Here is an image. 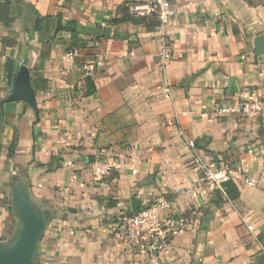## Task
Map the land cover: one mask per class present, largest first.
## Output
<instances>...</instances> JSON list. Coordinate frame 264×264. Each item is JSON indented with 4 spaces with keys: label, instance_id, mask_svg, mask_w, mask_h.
<instances>
[{
    "label": "crops",
    "instance_id": "crops-1",
    "mask_svg": "<svg viewBox=\"0 0 264 264\" xmlns=\"http://www.w3.org/2000/svg\"><path fill=\"white\" fill-rule=\"evenodd\" d=\"M126 1L148 0H10L0 12V102L13 89L6 61L20 68L29 59L39 109L37 117L24 103L0 107V242L17 222L8 158L16 136L17 175L51 212L36 264H264V55L255 47L264 0H170L178 14L165 36L158 27L113 26ZM58 14L64 28L79 24L73 57L64 28L51 41L35 31L38 17ZM89 75L96 92L87 97ZM253 101L261 104L253 116L217 113ZM185 137L214 164L230 165L237 200L217 205L215 190L198 184ZM89 157L119 167L95 181ZM177 187L192 188L178 202L188 213L182 232L130 245L122 223L131 198L145 208Z\"/></svg>",
    "mask_w": 264,
    "mask_h": 264
},
{
    "label": "built area",
    "instance_id": "built-area-1",
    "mask_svg": "<svg viewBox=\"0 0 264 264\" xmlns=\"http://www.w3.org/2000/svg\"><path fill=\"white\" fill-rule=\"evenodd\" d=\"M134 15L155 16L159 21L158 29L165 36L167 24L174 19L177 14V8L170 0H148L146 3L136 4L131 7ZM165 42L164 38L162 39ZM73 57L74 53L70 52ZM161 59H167V52L163 50ZM164 94L169 90L163 91ZM261 111V104L258 101L244 104L242 106L221 107L217 109L219 114L253 116ZM187 145L192 152V164L198 173V184L200 186L208 185L213 190L225 193L224 183L232 180L230 165L221 163L214 164L206 154L199 148L195 140L185 137ZM119 167L118 162L109 158H98L90 164V174L95 181H102L110 177ZM249 186L255 187V181L245 180ZM192 188L177 187L172 191V198H161L155 201L132 216L124 219V238L130 245H141L146 240L153 237L177 236L186 227V217L178 208V202L181 199L189 197ZM251 231L254 226L249 227ZM151 251L158 249L152 245ZM157 263V260H153Z\"/></svg>",
    "mask_w": 264,
    "mask_h": 264
},
{
    "label": "water",
    "instance_id": "water-1",
    "mask_svg": "<svg viewBox=\"0 0 264 264\" xmlns=\"http://www.w3.org/2000/svg\"><path fill=\"white\" fill-rule=\"evenodd\" d=\"M64 28L61 20H57L54 35ZM256 56L264 55V36L255 41ZM29 59H25L19 68L12 93L0 102L4 110L6 104L24 103L32 108L39 116L37 98L31 81V71L28 67ZM231 87L236 88L235 81ZM12 212L17 219L14 234L6 241L0 242V264H36V255L40 241L45 233L47 223L51 219V212L42 210L32 199L29 186L19 175L12 177ZM142 201L131 198L132 213L141 209ZM203 230L208 227L204 226Z\"/></svg>",
    "mask_w": 264,
    "mask_h": 264
},
{
    "label": "trees",
    "instance_id": "trees-1",
    "mask_svg": "<svg viewBox=\"0 0 264 264\" xmlns=\"http://www.w3.org/2000/svg\"><path fill=\"white\" fill-rule=\"evenodd\" d=\"M6 1H7L6 3L0 5V12L1 13L4 11L6 12V10H7L6 5H8V1H10V0H6ZM134 5H136V4L133 1L124 2L118 8L116 17L114 19H112L110 21V23L113 26H118L120 24L129 22V23H132L134 25H144L148 29H156L159 26V21L157 20V18L155 16H143V15L132 14L131 7ZM57 18L63 19V16L61 14H58L57 16L48 15L45 18L38 17L36 19L35 31L45 32L48 40H50V41L55 40L56 37L53 36V32L55 29ZM4 23H5V25L8 26L10 24V21L5 20ZM78 29H79V24L76 21H69V22H67V24L63 30L65 32L70 33L72 36V39L70 40V43L68 44V47L66 49V51L68 53L76 50V42L78 41V37H77ZM2 41L4 42V41H6V39H4ZM97 42H98V40H97ZM4 69H5V77L8 81V85H9V87L13 88L15 78H16V74L19 70V64L17 63V61H15L13 59H8L5 63ZM85 85H86L85 95L87 97L92 96L96 92V86H95V82H94L92 75H89L85 78ZM26 107L28 109H30L28 105H26ZM17 146H18V138L15 136V138L13 139V141L11 143V146L9 148V153H8V158L12 164L11 168L13 170L14 175H17V173H18L17 169L19 168V166L16 165L15 158H14ZM95 160L96 159L94 157L88 158V162L90 164H92ZM224 188H225L224 194H222L220 191H217V190H215V192L213 194L214 203L217 205L223 204L227 201H235L240 197V191H239L237 185L232 180L225 182ZM115 206H116V202L110 204V208L115 207ZM142 209L137 210V212L141 211ZM132 215H133V213L131 212V210H129L127 212V216L125 218L132 216Z\"/></svg>",
    "mask_w": 264,
    "mask_h": 264
},
{
    "label": "rangeland",
    "instance_id": "rangeland-1",
    "mask_svg": "<svg viewBox=\"0 0 264 264\" xmlns=\"http://www.w3.org/2000/svg\"><path fill=\"white\" fill-rule=\"evenodd\" d=\"M11 173H12V174H11V177H10V178L12 179V176L14 175V174H13V170L11 171ZM10 184H12V180H11V183H10ZM10 186H11V185H10ZM151 205H152V204H151ZM183 215H184V217H188V213H187V212H186V213H183ZM117 221H118V220H117ZM119 221L121 222V221H122V218H120ZM120 222H119V223H120ZM121 223H122V222H121ZM122 224H124V223H122ZM153 238H155V237H153ZM153 238H152V239H153ZM37 257H38V250H37L36 260H37Z\"/></svg>",
    "mask_w": 264,
    "mask_h": 264
}]
</instances>
